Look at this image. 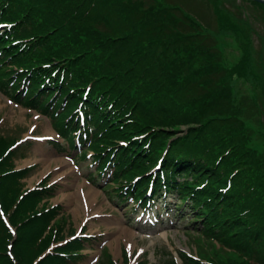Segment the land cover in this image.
Here are the masks:
<instances>
[{
    "label": "trees",
    "instance_id": "obj_1",
    "mask_svg": "<svg viewBox=\"0 0 264 264\" xmlns=\"http://www.w3.org/2000/svg\"><path fill=\"white\" fill-rule=\"evenodd\" d=\"M210 1L217 25L233 30L239 18L223 13L222 0ZM0 28V91L47 115L82 158L90 149L91 179L117 183L109 188L119 204L132 196L141 208L161 201L176 216L190 213L192 230L242 257L230 264H264V163L247 154L248 129L220 95L227 78L248 75L249 41L248 56L226 69L214 61L213 32L199 20L176 5L135 0H0ZM10 142L0 137V212L15 227L18 259L6 253L3 238L11 234L0 216V264H30L59 211L36 205L56 186L22 191L18 181L30 168H13ZM92 244L93 237H75L35 264H77Z\"/></svg>",
    "mask_w": 264,
    "mask_h": 264
},
{
    "label": "rangeland",
    "instance_id": "obj_2",
    "mask_svg": "<svg viewBox=\"0 0 264 264\" xmlns=\"http://www.w3.org/2000/svg\"><path fill=\"white\" fill-rule=\"evenodd\" d=\"M135 2L137 5L142 2L149 7H157L159 3L176 5L183 14H195L201 21V27L213 32L214 38H211L210 43H213L217 55L213 59L226 69L235 68L243 54L248 56L244 40L249 41L252 50L250 65L246 68L248 75L238 74L227 78L225 82L230 85L222 88L220 95L225 96L223 100L234 104L235 117L248 129L249 137L246 139L244 136L249 150L247 154L253 160L264 163V9L246 0H222L220 8L226 11L223 13L231 11L239 18V23L235 20L237 25L232 30L228 26L223 28L217 25L210 0ZM151 18L159 19V16L152 13ZM239 103L242 110L237 112ZM185 128L181 125L175 135L183 134ZM0 137L10 139V145L15 147L13 168H30L26 177L18 181L22 191L42 182L56 186L52 195L42 198L36 205L38 209L56 205L59 211L50 221L49 230L45 231L49 238L45 244L42 242L44 249L30 264L77 234L95 236L96 242L92 248L81 251L87 257L78 264H154L159 261L165 264L169 259H173L174 264H183L178 257L179 251L201 262L224 261L230 264L233 259L242 258L237 252L192 230L190 225L185 226L191 219L189 216L175 217L167 211H158L155 215L153 211H145L133 204L130 198L118 204L111 188L102 190L106 184L116 186L115 182H106V179L101 178L97 184V180L92 181L87 177L91 150L87 151L86 159L75 157L81 148L74 154L67 148L59 151L58 146L64 144V139L57 135L49 117L9 100L2 92ZM0 216L5 224L7 221L10 225L9 239L7 236L3 238L6 253L10 259H18L13 251L17 234L8 220L10 214L0 212ZM117 227L124 231L117 230Z\"/></svg>",
    "mask_w": 264,
    "mask_h": 264
},
{
    "label": "bare ground",
    "instance_id": "obj_3",
    "mask_svg": "<svg viewBox=\"0 0 264 264\" xmlns=\"http://www.w3.org/2000/svg\"><path fill=\"white\" fill-rule=\"evenodd\" d=\"M248 3H250L251 4V1L250 0H246ZM254 1H257V2H264V1H259V0H254ZM252 5V4H251ZM190 14V13H189ZM191 16H193L194 18H196L197 19V16L195 15V14H190ZM198 20V19H197ZM200 23H201V21H199ZM90 207H92V204H90ZM118 229L117 230H119V231H124L121 227H117Z\"/></svg>",
    "mask_w": 264,
    "mask_h": 264
},
{
    "label": "water",
    "instance_id": "obj_4",
    "mask_svg": "<svg viewBox=\"0 0 264 264\" xmlns=\"http://www.w3.org/2000/svg\"><path fill=\"white\" fill-rule=\"evenodd\" d=\"M259 1H264V0H259Z\"/></svg>",
    "mask_w": 264,
    "mask_h": 264
}]
</instances>
